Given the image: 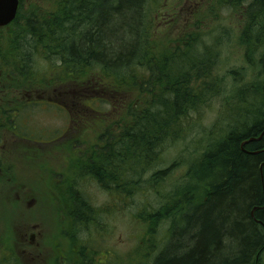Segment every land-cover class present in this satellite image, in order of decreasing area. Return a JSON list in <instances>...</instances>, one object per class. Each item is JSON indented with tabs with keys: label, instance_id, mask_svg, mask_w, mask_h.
I'll return each instance as SVG.
<instances>
[{
	"label": "rangeland",
	"instance_id": "obj_1",
	"mask_svg": "<svg viewBox=\"0 0 264 264\" xmlns=\"http://www.w3.org/2000/svg\"><path fill=\"white\" fill-rule=\"evenodd\" d=\"M152 2L150 15L158 20L153 40L159 52L177 60L186 57L188 49L192 53L216 54L214 71L221 80L218 94L207 95L205 104L189 114L184 120L187 135L181 144L164 145L160 160L142 178L147 181L156 172L168 170L165 179H159L154 187L143 182L136 193L132 194L133 190L129 195H120L118 190H103L95 180L78 175L84 160L87 162L86 152L99 142L110 141L103 135L106 131L119 136L120 126L116 124H120L127 109L125 101L133 102L137 91L114 93L104 85L90 87L86 80L64 83L59 77L60 60L38 54L34 84L26 90L7 86L8 96L0 93V107H25L11 128L0 129V264H85L80 256L83 252L78 249L81 240L87 242L88 251L98 253V263L152 264L170 245L172 229L178 225V218H164L168 205L160 203V198L166 194L176 207L194 202L199 191L192 167L230 133L252 125L249 117L257 110L253 93L250 106L239 105V94L264 84L263 72L258 68L264 54V37L253 47L244 43L245 32L252 30L248 24L255 28L257 23H264L261 13L255 20L248 17L246 10L253 1ZM38 3L54 9L52 2L23 0V12ZM2 38L0 43L8 46L10 41ZM36 102L42 103L36 106ZM49 102L64 103L68 110L64 113ZM70 188L75 193L81 191L72 201L67 199L73 189H66ZM90 205L98 210L91 226L77 228V222L71 224L68 218L90 217ZM146 207L151 214L158 210L162 218L136 221L148 212ZM147 226L152 232L149 250ZM74 227L77 230L73 234Z\"/></svg>",
	"mask_w": 264,
	"mask_h": 264
},
{
	"label": "trees",
	"instance_id": "obj_2",
	"mask_svg": "<svg viewBox=\"0 0 264 264\" xmlns=\"http://www.w3.org/2000/svg\"><path fill=\"white\" fill-rule=\"evenodd\" d=\"M22 1L15 21L0 28V41L2 37L10 41L5 47L0 43V93L8 96L7 86L26 90L34 84L38 54L60 60L59 77L64 83L86 80L90 87L104 85L114 93L135 89L138 97L130 103L125 101L127 112L116 124L120 126L119 136L108 131L103 134L114 142H99L88 150L87 162L84 160L78 178L95 180L103 190H118L120 195L122 192L129 195L133 190L132 194L136 193L143 182L154 187L159 179L164 180L168 170L156 172L147 181L142 178L160 160L164 145L181 144L187 135L184 120L189 114L205 104L207 95L218 94L221 80L214 71L217 55L192 53L188 49L184 52L186 57L177 60L159 52L153 40L158 20L150 15L152 0H36L52 2L54 9L38 3L25 12ZM252 1L246 12L255 20L260 13L264 16V0ZM249 27L252 30L245 32L244 43L253 47L263 40L264 23H257L255 28L248 24ZM183 62L187 63L181 65ZM259 67L264 75V54ZM258 86L243 89L239 94L242 100L239 105L250 103L252 98L259 101H254L256 115L249 117L254 123L244 130L241 124V132L230 133L192 167L199 191L195 201L176 207L166 194L160 198V203L168 205L164 218H178V225L172 229L170 245L152 264L263 263L264 84ZM38 103L42 102L34 105ZM49 103L64 113L68 110L64 103ZM19 107H0V129L12 127L25 111V107ZM251 139L256 140L245 143ZM66 190H71V196L67 197L70 201L81 192L75 193L74 188ZM88 208L90 217L68 218L71 224L77 222V228L90 227L98 210L92 205ZM146 208L148 212L136 221L145 223L149 218L152 221L162 218L158 210L151 214ZM147 228L146 250H149L152 232ZM86 243L78 241L82 262L103 264L96 260L98 253L88 251Z\"/></svg>",
	"mask_w": 264,
	"mask_h": 264
},
{
	"label": "water",
	"instance_id": "obj_3",
	"mask_svg": "<svg viewBox=\"0 0 264 264\" xmlns=\"http://www.w3.org/2000/svg\"><path fill=\"white\" fill-rule=\"evenodd\" d=\"M19 6L20 0H0V28L7 27L15 21L19 12ZM255 140L256 139H251L245 143ZM252 216H254V213H252Z\"/></svg>",
	"mask_w": 264,
	"mask_h": 264
}]
</instances>
